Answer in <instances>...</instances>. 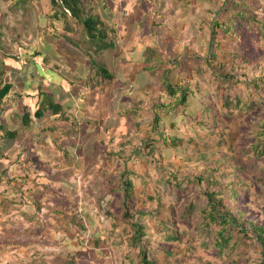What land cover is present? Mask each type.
<instances>
[{
  "label": "rangeland",
  "instance_id": "obj_1",
  "mask_svg": "<svg viewBox=\"0 0 264 264\" xmlns=\"http://www.w3.org/2000/svg\"><path fill=\"white\" fill-rule=\"evenodd\" d=\"M46 1L0 0V31L5 38L1 40L0 57L16 50L20 63L31 67L29 61L40 62L39 58L31 53L25 57L24 53L28 52L27 47L42 51L47 31L54 36L65 32L71 35L70 40L82 42V47H91L81 26L73 24L71 18L67 27L74 33L64 31L61 26L60 31L54 28L61 21L54 20L50 12L55 8L48 0V10ZM237 1L245 10L243 18L233 16L238 9L224 14L217 12L219 31L214 38L209 35V49L215 56L203 81L200 76L193 81L196 97L188 99V107L175 115L173 112L162 123L179 140L168 147H145L148 156L128 163L141 173L147 165L143 161H147L156 178L155 181L149 178L150 172L146 170L149 180L144 178L145 183L140 176H132L130 180L136 194L130 208L137 211L138 207H145L146 215L140 216L139 221L145 225L143 243L149 248L148 259L155 264H233L232 259L241 264H262V246L250 226H264V153H258L264 147V0ZM98 2L83 0L85 11L99 14L106 22V10ZM214 3L220 6L217 0ZM54 36L50 38L56 39L53 49L69 47L66 41L71 44ZM219 62L220 67L216 68ZM15 110L11 104L2 110L0 123L9 120L15 127L10 128L18 132L22 129L19 118L22 111L14 115ZM30 130L31 143L26 147L34 145L32 151L39 162H15L8 170L14 176L10 183L18 185L23 196L12 195L7 201L0 198V264H140L138 248L130 245L133 228L116 219L124 179L128 177L125 175L128 153L119 157L120 148L113 147L112 140L106 146L99 135L88 133L89 142L81 151L83 155L64 148L69 153L64 154V159L61 158L64 150L56 148L50 131L41 132L36 122L27 129ZM2 136L3 133L1 143ZM83 140L87 141L84 137ZM4 142L6 150L16 146L14 142ZM23 144L15 148L21 157L26 156ZM109 150L113 151L107 156ZM4 161L0 167L5 165ZM216 162L220 165L215 174H221L216 178L220 196L236 218L229 233L238 244L231 248L213 246L214 234L197 226L201 222L199 213L196 216L192 213L190 220L182 218L184 203L193 200L197 211L203 206L207 197L204 180L198 183L183 180L179 201L168 182L164 185L158 181L160 175L168 172L181 178L195 177ZM25 174L29 179L22 180ZM231 181L236 183L234 189L227 186ZM0 182L1 197L6 180ZM136 191L143 195H137ZM78 222L85 229H80Z\"/></svg>",
  "mask_w": 264,
  "mask_h": 264
},
{
  "label": "crops",
  "instance_id": "obj_2",
  "mask_svg": "<svg viewBox=\"0 0 264 264\" xmlns=\"http://www.w3.org/2000/svg\"><path fill=\"white\" fill-rule=\"evenodd\" d=\"M215 1L109 0L107 7H103L106 10V22L101 20L108 28L107 42L114 44L96 50L94 46L86 48L81 46L82 42L69 40L71 44L65 42L69 47L53 49L56 39H50L54 35L49 31L44 42L46 47H43L38 57L40 62H31V67L15 63L16 70L9 75V81L13 84L8 97H5L8 102L6 101L4 109L10 104L11 107L14 105L17 109L14 115H20L18 103L26 105L27 109L30 106L33 109L40 99L38 89L52 95L54 102L61 105L65 116L53 124L52 140L57 149L75 151L80 141L78 136L87 133L99 135L106 146L112 140L111 145L115 148L120 145L118 143L131 140L132 143H127L126 147L143 146L146 142L156 143L160 140L159 133L151 129L155 116L158 117L160 132L165 133L166 139L170 141L172 135L162 123L173 112L175 115L184 106H189L188 99L196 97L193 81L197 76L203 81L204 73L209 74L210 71V11L215 7ZM217 1L221 6L224 0ZM44 4L48 5L49 10L48 0ZM225 6L223 4L220 10L223 14ZM72 23L74 24L73 21ZM60 26L62 28V23L54 28L60 31ZM111 28L115 29L113 38ZM62 34L59 32L54 37L64 38ZM44 58L46 61H43ZM91 59L95 61V65L91 64ZM100 65L107 69L110 78L97 73ZM168 87L173 88L172 92L168 91ZM182 88H187L188 93L185 102L178 104L179 91ZM14 93H18L19 97L12 98ZM54 117L51 113H46L40 121L32 119L29 126H22L23 133L20 134L21 131L18 130L17 138L8 142L21 146L32 134V130L27 129L34 122L39 129H48ZM3 122L7 123L9 129L10 126L14 127L9 120ZM77 125L80 134L73 137L71 135ZM170 126H173L172 123ZM47 129L44 132L50 131ZM4 141L1 144L5 156L0 157V164L3 159L6 163L0 170L8 171L15 162H32L33 156H18L16 146L12 145L6 150L8 147ZM64 151L61 158L65 159ZM14 154L17 155L13 158ZM146 164L141 173L134 170L135 176L154 180V173L149 171L150 165ZM146 170L151 174L149 178ZM7 174L12 175L9 171ZM140 191L136 193L142 196ZM138 208L145 210V207Z\"/></svg>",
  "mask_w": 264,
  "mask_h": 264
},
{
  "label": "trees",
  "instance_id": "obj_3",
  "mask_svg": "<svg viewBox=\"0 0 264 264\" xmlns=\"http://www.w3.org/2000/svg\"><path fill=\"white\" fill-rule=\"evenodd\" d=\"M22 1V0H21ZM109 0H100L101 5L106 8L107 4H108ZM237 0H224L222 5L218 8L215 9L213 11H210V15H212L211 20H210V25H211V31H210V36L214 38L215 34L219 31V26H220V21L218 19V17H215L221 9L223 4L226 5L225 8L223 9L224 12H228L231 11L232 8L233 9H238L237 11H235V14L233 15L235 18H243L245 13V10L242 11L241 6H239L240 3H238ZM240 2H243L245 0H239ZM21 3V2H20ZM50 3L52 5V7H54L55 9L52 10V16L54 17V20H60L62 23V29L64 31H72L74 33V30L71 27H67L68 25V19L71 18L72 21L74 23H76L77 25L81 26V30L84 31L85 35H86V40L88 45L90 44L91 46L96 47V50H100V49H104L107 46L113 45L111 44V42H107V26L104 24V22L101 20L100 15L98 14H94V13H87L85 11V6L83 5V0H50ZM231 9V10H230ZM247 14L250 13L247 12ZM68 15L70 17H68ZM66 26V27H65ZM112 32V38L115 37V29L111 28ZM63 37L68 40H70V37H67V35L65 34V32H62ZM49 34V31H47L44 35V40L45 38L47 39V36ZM53 34V33H52ZM58 34V33H57ZM57 36V35H55ZM1 40H5V38L2 35V32L0 31V50L3 49V41L1 42ZM74 41V40H72ZM21 44V43H20ZM22 45V44H21ZM75 45H77V43H75ZM28 48V52L24 53V56L26 57L27 53H31L34 56H38L40 55V52L38 51L37 47H34L33 49H31V47H27ZM88 48V47H86ZM215 56V52L212 51L211 55L209 57V66L211 65V58H213ZM20 57L18 56V53L16 52V50H14V52H10V53H6V55H2L0 57V111L3 110L5 108V106L7 105L6 101L8 102V98L6 100V95L9 93L11 87H12V82L9 81V76L10 74L14 73L16 70V65L15 63H20ZM233 60V57L230 59ZM43 61H46V59L44 58ZM33 62V61H31ZM29 61V63H31ZM233 62V61H232ZM22 65V63H20ZM91 64L95 65V61L91 59ZM222 66V65H221ZM220 67V62L218 63V66H216V68ZM97 73L103 77L106 78H110V73L107 71V69L103 66H98L97 69ZM216 73V71H215ZM175 88H177V86H175ZM173 88L168 87V91L172 92ZM188 93V89L187 88H182L179 91V99H178V104H183L185 102L186 99V95ZM38 94H39V100L37 102V104L35 105V107L33 109L29 108L27 109V106L22 104L21 102L18 103V107L20 109V111H22L21 115H20V121L21 124L24 128H26L27 126H29L30 121L32 119L34 120H38L40 121L45 115L46 113H51L53 116H55L52 121H51V126H48L44 128L42 127L40 129L41 132H44V130H50V132L52 133V129L54 128L53 124L55 121L57 120H61L63 119L64 113L61 110V105L54 102V99L52 97V95L48 94L47 92L38 89ZM19 97L18 93H14V95L12 96V98ZM227 98V97H226ZM226 101V100H225ZM227 104V103H226ZM237 103H235L236 105ZM206 110V108L203 109V111ZM73 121H76L75 119ZM158 122V117H154L153 118V123H152V131L156 130L159 133V137L160 140H158L155 144L154 143H150V142H146L143 146L139 145V146H133L131 148H127L126 144L127 143H132L131 141H124V142H120L118 143L120 148L117 152V156L119 157H123L124 152L127 154L126 156V160H127V171L125 173L127 179H124L125 182L123 183V189H122V200L120 201V205H121V209L120 212H118L116 215V219L117 221L119 220H124L127 224H129L133 229H132V235L130 236V245L133 247H137L138 248V255H139V260H140V264H155V262L151 259H148V255H149V248L148 245H146L145 243H143V238L146 234V230L145 229V225L142 224L139 221V217L140 216H145L146 215V211L145 210H141V209H137V211H132V209L130 208L132 206V203L130 202L131 199L134 197L135 198V192H134V187H132L131 185V181L133 178L132 176L136 175V172L134 171V169L131 167L130 168V162L133 164L134 162H136L135 160L139 161L142 159V157L144 156H148L147 151H145V147L146 148H153L155 146H162L164 145L165 147L168 146H172L174 145V142H176L175 140H179L176 139L175 137L171 136V140H167L165 133L163 134V132H160L159 126L157 124ZM79 125H77L76 129L74 130V133L71 135L73 137L77 136L78 134H80V131H78ZM162 131V130H161ZM0 132L3 133L2 139H6L8 141L12 140V139H16L18 136V132L13 129H9L8 125L6 122H2L0 123ZM1 133V134H2ZM94 134V133H93ZM87 135L90 134H85L83 136H78V138L80 139L79 143H77L78 147L75 149L76 152L80 155L82 154V149L85 148L86 143L89 142V138ZM83 137L85 140H83ZM77 141V138H76ZM31 143L30 140L28 141H24V147L22 149V151H25L26 155L29 156H33L34 158L32 159L33 163L39 162L38 160V156L37 154L32 151L34 150V147L31 146L26 147V145L28 146V144ZM2 144L0 142V157L5 156L3 154V148H2ZM93 147H95V143L93 145ZM92 147V148H93ZM112 148V147H111ZM113 150H109L106 151V155L109 156L112 154ZM151 151V150H150ZM148 151V152H150ZM264 153V147L262 149H260V151L258 152L259 154ZM64 154L67 155L69 154L68 152L64 151ZM101 155V153H100ZM21 156V154H20ZM131 159V161H129ZM129 161V162H128ZM145 163H148L147 161H143ZM129 163V165H128ZM219 163L216 162L214 165H210L208 166V169H204L203 172H201L199 175L195 176V177H189L186 178L185 177H179L178 174L173 173L172 172H168L166 175H160L158 181L161 182L162 184L166 185L167 182L169 184V187L173 188L174 190V194H175V199L176 201H179L181 199V194L184 190V184H183V180H194L197 183L198 182H202V180H204L206 182V187L203 189L205 196H207L204 199V204L201 208L198 209V211L196 210L194 201H188L187 203H184L183 205V209H182V218L183 219H189L191 218V214L194 213V215L196 216L198 213L199 215L198 218L200 217L201 222L199 224H197V226H199V228L201 230H206L209 229L207 232H211V234L213 233L214 235L212 236V244L213 246H215L216 248H226L229 247L231 248L232 246H235L236 244H238V242L236 241V239H232L231 234L229 233L232 223L235 224L236 218L235 216L229 211V207H225V202L224 199L220 196V191L218 190L219 188V184L217 179H219V177H221V174L219 173V175H215L218 172V167H219ZM7 169H1L0 170V181H3L4 179L6 180V189L5 191L2 192L1 194V199H8L10 198L12 195H18V196H23V191L21 190V188L15 184H11L10 183V179H12L14 176H9L7 174ZM217 178V179H216ZM14 179V178H13ZM22 180H27L29 179L28 175L25 174L23 175V177H21ZM156 180V178H154V181ZM143 182L145 183V180L143 179ZM1 183V182H0ZM227 186H229V188L234 189L236 186V183H233L232 181L227 183ZM235 192V191H233ZM236 194V193H235ZM151 198V196L149 197ZM7 201V200H6ZM158 208V206L156 207ZM134 217H137V220L134 219ZM196 218V219H198ZM199 221V220H198ZM78 227L80 229H85L84 224L82 222H78ZM239 224H242L239 221ZM252 229V232L255 236V238L257 239V241H259V243L262 246V254H261V263L264 264V226L262 225H251L250 226ZM169 237V239L173 238L171 235H167ZM172 240V239H171ZM98 244V243H97ZM218 253H221L218 251ZM73 262V259H71V263ZM232 263L233 264H241L237 259H232ZM242 264H247L246 262L242 263ZM249 264V263H248Z\"/></svg>",
  "mask_w": 264,
  "mask_h": 264
}]
</instances>
